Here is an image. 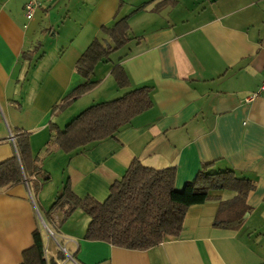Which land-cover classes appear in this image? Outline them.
<instances>
[{
  "label": "crops",
  "instance_id": "crops-1",
  "mask_svg": "<svg viewBox=\"0 0 264 264\" xmlns=\"http://www.w3.org/2000/svg\"><path fill=\"white\" fill-rule=\"evenodd\" d=\"M27 1L0 0V162L17 156L15 136L26 131L49 180L38 190L28 180L0 188V264H19L36 228L46 260L56 264H264V92L245 101L264 70V0H175L159 10L162 0H38L31 19L24 15ZM123 16L129 42L96 64L94 87L54 112L86 82L75 70L80 55L94 38L107 42L101 26ZM115 64L128 87L114 81ZM143 85L152 87V107L113 137L45 153L51 122L63 128L91 104ZM133 159L175 167L177 190L204 163L232 169L255 184L246 198L251 209L229 229L213 225L217 199L191 205L181 234L147 250L85 240L89 217L79 208L64 221L61 209L46 219L67 179L78 197L103 201ZM213 194L224 200L235 193ZM56 237L63 258L47 247Z\"/></svg>",
  "mask_w": 264,
  "mask_h": 264
},
{
  "label": "trees",
  "instance_id": "trees-1",
  "mask_svg": "<svg viewBox=\"0 0 264 264\" xmlns=\"http://www.w3.org/2000/svg\"><path fill=\"white\" fill-rule=\"evenodd\" d=\"M175 2L162 0L154 8L159 10ZM148 3H143L133 12L143 9ZM100 31L109 40L103 43L94 38L75 63L76 72L86 82L56 105L54 112L64 109L98 83L89 79L96 64L100 61L108 62L110 54L130 40L128 16L117 18L112 25L101 26ZM111 73L118 87L129 86L128 76L120 64H115ZM151 91V86L143 85L115 99L91 104L63 128L51 122L52 142L45 147V153L51 150L70 152L113 137L133 117L152 107ZM28 136L26 131L18 132L15 136L17 156L0 162V188L28 180L38 190L42 183L49 180V174L41 165L42 157L33 158L30 153ZM210 166L211 163L202 164L194 179L186 182L181 190H177L174 185L175 167L154 169L133 159L122 177L111 183L109 193L103 201H97L90 196L78 197L72 192L67 179L51 203L46 219L50 218L48 216L51 213L61 209L64 213L61 221H64L75 209L80 208L89 217L84 233L85 240L104 241L130 250H147L167 237H178L181 234L186 211L191 205L217 199L218 208L213 225L235 229L251 209L246 198L255 188V184L250 179L239 177L232 169L209 170ZM223 190L235 194L224 200L213 194ZM32 238L33 243L23 250L19 264H56L53 260H46L44 242L38 228L32 232ZM57 257L65 256L58 250Z\"/></svg>",
  "mask_w": 264,
  "mask_h": 264
},
{
  "label": "built area",
  "instance_id": "built-area-1",
  "mask_svg": "<svg viewBox=\"0 0 264 264\" xmlns=\"http://www.w3.org/2000/svg\"><path fill=\"white\" fill-rule=\"evenodd\" d=\"M38 6V0H28L25 4H24V15L27 19H31L35 9ZM264 92V70L262 72V78L258 87V90L255 92H252L249 96H247L245 98V101H250L253 98H255L256 96H258L260 93ZM10 138L13 139V136L10 135ZM64 251V250H63Z\"/></svg>",
  "mask_w": 264,
  "mask_h": 264
},
{
  "label": "rangeland",
  "instance_id": "rangeland-1",
  "mask_svg": "<svg viewBox=\"0 0 264 264\" xmlns=\"http://www.w3.org/2000/svg\"><path fill=\"white\" fill-rule=\"evenodd\" d=\"M48 45H46V47H47ZM52 180L53 181H51V185L52 184H54V182H56V175H54L53 174V178H52ZM80 209V208H79ZM80 212H82L83 213V211H80ZM45 230V229H44ZM57 238V240L56 241H54V240H50L48 243H47V247L49 248V250H50V253H51V251H52V249H54L55 248V250L56 251H58V250H62V247H61V245H60V242H62V240L59 238V237H56ZM46 239V238H45ZM47 241V240H46ZM63 251V250H62ZM64 252V251H63ZM65 253V252H64ZM65 255H67V253H65ZM48 257H50V254L48 253ZM59 261H61V259H59Z\"/></svg>",
  "mask_w": 264,
  "mask_h": 264
},
{
  "label": "water",
  "instance_id": "water-1",
  "mask_svg": "<svg viewBox=\"0 0 264 264\" xmlns=\"http://www.w3.org/2000/svg\"><path fill=\"white\" fill-rule=\"evenodd\" d=\"M247 215V214H246Z\"/></svg>",
  "mask_w": 264,
  "mask_h": 264
}]
</instances>
